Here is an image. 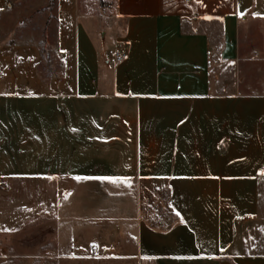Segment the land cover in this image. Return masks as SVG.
Wrapping results in <instances>:
<instances>
[{
  "label": "crops",
  "instance_id": "1",
  "mask_svg": "<svg viewBox=\"0 0 264 264\" xmlns=\"http://www.w3.org/2000/svg\"><path fill=\"white\" fill-rule=\"evenodd\" d=\"M123 2L110 16L101 0L98 22L86 9L112 35L99 48L79 0H56L46 75L34 45L0 42L2 195L32 189L38 256L264 264V0Z\"/></svg>",
  "mask_w": 264,
  "mask_h": 264
},
{
  "label": "rangeland",
  "instance_id": "2",
  "mask_svg": "<svg viewBox=\"0 0 264 264\" xmlns=\"http://www.w3.org/2000/svg\"><path fill=\"white\" fill-rule=\"evenodd\" d=\"M100 2L101 0H79V17L89 27L97 47H102L101 33L103 31L107 33V44L112 47L113 39L109 30L103 28L102 31L96 33L92 26H90V23L86 21L85 11L88 9L89 13L95 18V21L98 22V15H103V12L99 9ZM56 4V0H7L0 11V42L34 45L40 56L36 68L43 75L50 73L51 70H54L59 65V61L52 55L56 25ZM107 9L110 11V16L123 15L130 10L123 0H113L112 5ZM239 31L241 48L246 49L250 36L246 22H240ZM258 34L260 36V33H255L254 35L258 36ZM261 35L264 37V34ZM100 67L101 70L105 68L103 63H101ZM240 70L242 75V65L240 66ZM255 72L257 73V70ZM12 75L17 78L20 77L17 69H15ZM263 184L261 182L260 185L261 199L264 197ZM32 198V189H27L20 195L10 198L3 196L2 189L0 188V215L3 213L17 214V216H0V264H70L71 262L66 261L64 258L54 259L52 256H47L46 254H43V256L35 255L37 250L33 249L34 232L30 228L32 216H27L28 214H32V206L29 205L32 202ZM90 208L92 209V206ZM81 226L82 223L75 220L73 223V233L75 234ZM61 232L62 230H59V237L61 236ZM25 237L29 238L28 240L30 241H24ZM2 239H6V244L13 245L15 251H8V248H5L3 244L4 242L2 243ZM76 263L77 259L74 260L73 264ZM86 264L98 263L95 260H91L86 262Z\"/></svg>",
  "mask_w": 264,
  "mask_h": 264
},
{
  "label": "built area",
  "instance_id": "3",
  "mask_svg": "<svg viewBox=\"0 0 264 264\" xmlns=\"http://www.w3.org/2000/svg\"><path fill=\"white\" fill-rule=\"evenodd\" d=\"M126 57V54L125 52H121V51H117L113 54L112 58H113V61L115 63H119L121 61H123ZM89 252H90V256L92 257H96L98 256V249H97V246L95 244H91L89 246Z\"/></svg>",
  "mask_w": 264,
  "mask_h": 264
},
{
  "label": "snow or ice",
  "instance_id": "4",
  "mask_svg": "<svg viewBox=\"0 0 264 264\" xmlns=\"http://www.w3.org/2000/svg\"><path fill=\"white\" fill-rule=\"evenodd\" d=\"M241 14H242V13H241ZM76 179L79 180V179H84V178H82V177H76ZM97 179H101V180H110V181L115 182V181H118V180H121V179H126V178H121V177H111V176H109V177H97Z\"/></svg>",
  "mask_w": 264,
  "mask_h": 264
}]
</instances>
